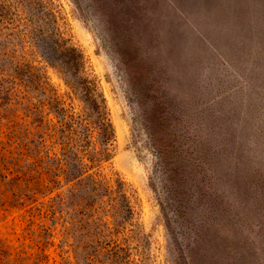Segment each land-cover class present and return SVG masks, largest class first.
Here are the masks:
<instances>
[{"label": "rangeland", "instance_id": "374dc122", "mask_svg": "<svg viewBox=\"0 0 264 264\" xmlns=\"http://www.w3.org/2000/svg\"><path fill=\"white\" fill-rule=\"evenodd\" d=\"M207 1L0 0V264H264V0ZM65 47L113 126L94 173L133 208L100 196L90 237L58 201L91 197L74 164L38 155L87 109Z\"/></svg>", "mask_w": 264, "mask_h": 264}, {"label": "trees", "instance_id": "16d2710c", "mask_svg": "<svg viewBox=\"0 0 264 264\" xmlns=\"http://www.w3.org/2000/svg\"><path fill=\"white\" fill-rule=\"evenodd\" d=\"M65 50L72 62V75L77 78V85L81 89L82 100L87 109L82 116L75 117L68 112L61 114L57 122L62 127L61 131L58 130L57 126L53 127L47 136L49 139L48 150H45L44 136L40 138L38 155L44 150L50 171L55 177L65 173L69 158L74 164V172L82 178L81 184L91 197L90 199L87 197L75 201L71 196L72 193L70 192L68 195L67 192L64 197L59 198L57 196V198H59V203H62V207L66 209L65 214L68 216L69 222L78 223L79 234L90 237L97 235L96 231L100 227L98 219H94L93 216L102 204L100 202L99 207H95L93 202H96L100 196L103 199L107 198L109 202L115 201L117 208L124 210V219L133 215V208L123 182L115 180L113 182L114 189L111 190L109 183L94 173L99 169L101 162L110 158L108 145L114 138L113 126L105 99L98 91L96 80L86 75L81 55L72 47H65ZM95 132L96 140L92 142ZM96 142L99 145L98 150ZM57 147L59 158H56V152L53 151ZM40 160L42 159L40 158ZM91 224L95 225L92 231L90 229Z\"/></svg>", "mask_w": 264, "mask_h": 264}, {"label": "water", "instance_id": "95a60500", "mask_svg": "<svg viewBox=\"0 0 264 264\" xmlns=\"http://www.w3.org/2000/svg\"><path fill=\"white\" fill-rule=\"evenodd\" d=\"M210 5H211V3L207 0H196V4H195V6L199 12L202 11L203 9L209 7Z\"/></svg>", "mask_w": 264, "mask_h": 264}]
</instances>
